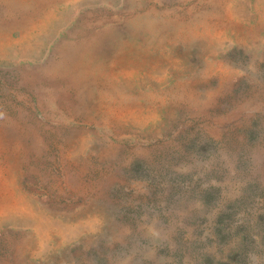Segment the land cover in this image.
I'll return each mask as SVG.
<instances>
[{
  "label": "rangeland",
  "instance_id": "rangeland-1",
  "mask_svg": "<svg viewBox=\"0 0 264 264\" xmlns=\"http://www.w3.org/2000/svg\"><path fill=\"white\" fill-rule=\"evenodd\" d=\"M0 264H264V0H0Z\"/></svg>",
  "mask_w": 264,
  "mask_h": 264
}]
</instances>
